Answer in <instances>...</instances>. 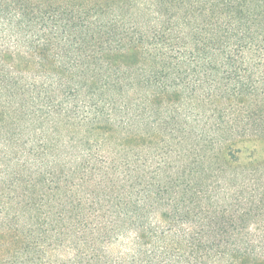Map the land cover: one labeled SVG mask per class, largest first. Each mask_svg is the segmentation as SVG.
<instances>
[{"label":"trees","instance_id":"1","mask_svg":"<svg viewBox=\"0 0 264 264\" xmlns=\"http://www.w3.org/2000/svg\"><path fill=\"white\" fill-rule=\"evenodd\" d=\"M0 264H264V0H0Z\"/></svg>","mask_w":264,"mask_h":264}]
</instances>
